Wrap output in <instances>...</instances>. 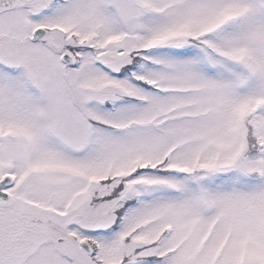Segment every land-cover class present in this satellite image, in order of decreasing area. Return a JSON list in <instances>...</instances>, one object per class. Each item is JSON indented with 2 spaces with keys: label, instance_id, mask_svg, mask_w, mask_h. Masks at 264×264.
Masks as SVG:
<instances>
[{
  "label": "snow or ice",
  "instance_id": "1",
  "mask_svg": "<svg viewBox=\"0 0 264 264\" xmlns=\"http://www.w3.org/2000/svg\"><path fill=\"white\" fill-rule=\"evenodd\" d=\"M0 264H264V0H0Z\"/></svg>",
  "mask_w": 264,
  "mask_h": 264
}]
</instances>
